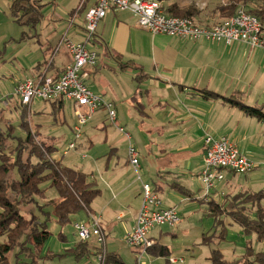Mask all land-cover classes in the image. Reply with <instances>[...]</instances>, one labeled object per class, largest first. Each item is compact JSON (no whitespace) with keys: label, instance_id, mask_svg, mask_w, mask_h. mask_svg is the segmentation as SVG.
Returning a JSON list of instances; mask_svg holds the SVG:
<instances>
[{"label":"crops","instance_id":"0c3cea01","mask_svg":"<svg viewBox=\"0 0 264 264\" xmlns=\"http://www.w3.org/2000/svg\"><path fill=\"white\" fill-rule=\"evenodd\" d=\"M85 1H87L85 12L97 2L81 0L80 5ZM225 2L226 0H212L193 5L201 12L199 18L210 23L218 21L214 11ZM80 5L77 9H80ZM209 7L213 8L207 9ZM85 12L77 11L74 15L70 14L71 22L62 38L65 35L69 36L73 30L71 38L76 42L84 41ZM54 35L58 36L56 32ZM144 39L149 48L145 49L146 55L142 57L141 46ZM50 40L51 35L47 37L49 52H44L41 62L33 63L25 79L44 73L58 78L71 62L70 54L60 44L61 40L58 42L59 45L58 43L54 45ZM30 42L32 43V40L26 44ZM89 46L99 52L100 59L95 66L85 70L87 86L105 102L113 104L117 112V126L130 127L134 132L143 130L152 134L146 139L148 144L142 157L149 164L148 170L155 183L152 187L160 197L165 196V199L161 197L164 208H178V204L196 200L198 197L201 198L200 201L203 200L199 176L204 167L206 155L204 138L207 134L215 138L228 137L253 160L251 156L255 149V141L258 139V133L264 135V125L258 126L261 122L246 116L223 98L237 96L242 97L249 105L264 104V48L253 49L241 43L228 46L209 41L192 42L166 35H153L142 28L137 18L128 11H111L98 24ZM45 62H49L50 68L42 67ZM128 64H134L136 68L123 69ZM109 71L118 75L115 86L107 82ZM128 71L134 76L129 82L132 89L125 92L122 89L124 83L119 77ZM204 90L215 92L221 97L206 99L202 92ZM66 102L69 101H64L60 112H64ZM69 104L75 110L74 104L72 102ZM104 128L105 125L102 126V129ZM154 135L157 137L154 138ZM46 137L52 146L55 138ZM92 144L89 142V146ZM113 151L111 155H115ZM227 173L231 172H225V180L217 185L210 201H217L219 198L217 202L222 203L224 197L228 195L227 191L237 188L238 181L235 178L226 182ZM231 175L235 177L237 174ZM113 176L110 186L114 200H117L128 193L134 183L122 179L123 174L118 176L114 172ZM178 186L190 191L193 197L183 194ZM133 191L134 196H138L135 205L120 202L114 207L107 203L100 209L98 214L102 215L107 238L115 228L114 220L121 223L125 235L134 228L143 202L142 186L140 190ZM166 199L167 202L164 201ZM92 212L97 213L93 205ZM162 236L163 232L159 228L153 230L151 234L154 242L160 240ZM105 247L108 251L107 243ZM131 249L136 256L134 263L136 264L137 250ZM172 257L183 259L174 255Z\"/></svg>","mask_w":264,"mask_h":264},{"label":"rangeland","instance_id":"374dc122","mask_svg":"<svg viewBox=\"0 0 264 264\" xmlns=\"http://www.w3.org/2000/svg\"><path fill=\"white\" fill-rule=\"evenodd\" d=\"M12 1L0 0V126L4 130L8 123L17 127L21 123V101L19 97L14 95L16 85L29 75L33 63L41 62L44 52H49L47 37L51 35L50 42L54 45L61 40L71 22V12L77 9L81 2V0H44L47 3L44 11L45 19L38 25L36 31L31 32L32 35L39 34L40 37H37L38 39L34 38L32 43L26 44V42L20 41L21 35L23 32H30L31 30L27 27H20L13 21L10 15V2ZM173 1L186 6L197 2L200 4L206 3L212 0ZM212 8L209 7L207 9ZM54 32L58 36H53ZM72 32L73 30L68 34L70 37ZM36 40H40V42H36ZM141 47L142 57H145V49L149 48L145 39ZM29 51H31V54H29ZM140 61L145 60L140 59ZM42 67L44 69L50 68L49 62L43 63ZM44 71L47 72V70ZM133 76L134 74L128 71L122 73L119 77L124 83L122 89L125 92L132 89L129 86V82ZM117 81L118 75L112 71L107 72V82L109 84L115 86ZM65 104L64 112H55L52 110V106L44 101H35L32 111L30 108L23 107L28 112V122L36 142L39 145L47 146L49 145V141L46 136L54 137L55 139L51 144L55 147L53 158L62 160L65 165L71 168L87 173L96 182L97 187L102 193L92 204L93 209L97 212L94 214L100 213L102 206L107 205V203L112 204L111 206L114 207L120 202L135 205L138 196H134L133 193L135 191L133 190H140L142 183L155 185L148 170L149 164L142 157L148 144V140L146 139L152 134L146 133L143 130L134 132L131 131L130 127L125 128L132 135L133 144L140 153L141 168L137 172L129 163L126 137L109 123L105 109L101 108L93 115L87 126L83 129L82 139L76 142L77 148L72 150L68 155H64L65 151L68 150L69 142H73L75 139L73 131L75 125L78 123L72 106L69 102ZM40 112L46 114L41 115ZM103 124L106 126L104 129H102ZM260 125H264V123H258V126ZM258 126L257 128H259ZM21 134V131L18 129L16 135ZM257 136L258 139L255 141L256 145L251 157H253V161L255 160L258 165L247 175L239 174L233 177L231 173H227L226 182L234 178L238 181L237 188L233 190L229 189L227 191L228 195L264 192V135L258 133ZM156 137L154 135V138ZM89 142L93 144L89 146ZM112 151L115 155H111ZM114 172L118 176H122L123 174L122 179L129 180V183H134L130 187L131 189L128 190V193H125L117 200H114V193L111 189L112 186H110L114 179ZM138 174L141 175L142 181H138ZM46 196V199L37 198L40 205L58 199V195L54 189L47 190ZM161 197L165 199L164 195H161ZM200 199L198 197L196 200L178 204L177 209L180 215V222L177 226L174 228L169 226L159 227L163 232V236L160 240H157L161 244L167 245L174 256L183 257L184 262L178 264H211L209 258L213 250H220L226 260L235 261L246 254L250 241L256 252H264V240H259L256 235H246L242 227L228 214H224L221 217L223 223L216 228V220L210 216L208 205L206 202L200 201ZM164 201L167 202V199ZM261 206L264 208V198L261 200ZM44 210L51 212L52 206H47ZM21 211L26 217H30L31 214H37L44 220L47 216L40 212L37 205L23 207ZM87 219L88 215L83 211L73 215L71 222L62 227L57 223L55 217L50 216L48 230L51 232V235L43 245L42 254L43 256L53 254L54 258L48 261L42 260V262H45V264H86L87 260L77 261L75 257L67 254V251L75 248L80 242L74 224L86 221ZM114 221L116 222L114 230L109 233L108 238L106 235L108 252L119 254L126 264H134L136 256L125 243L124 229L121 227L122 225H120L119 221ZM223 233L225 239H220L219 237ZM212 235H215L211 240L212 242L208 245H199L202 243L204 236ZM1 241L4 242V239H1ZM90 242H94L98 246L95 240H91ZM93 260L94 256L90 261ZM33 261L32 258L23 255L20 257L19 264H33ZM11 264L16 263L11 261ZM143 264H166V258L146 255Z\"/></svg>","mask_w":264,"mask_h":264},{"label":"trees","instance_id":"16d2710c","mask_svg":"<svg viewBox=\"0 0 264 264\" xmlns=\"http://www.w3.org/2000/svg\"><path fill=\"white\" fill-rule=\"evenodd\" d=\"M87 1L80 5L77 11L85 12ZM44 0H13L10 5V15L13 21L20 27H27L31 31L23 32L20 41L27 42L39 35H32L39 24L45 19ZM244 7L248 13L256 16L264 26V0H226L225 4L218 6L214 13L217 22H223ZM87 11V10H86ZM86 13V12H85ZM166 13L171 16L188 17L196 20L199 25L210 23L199 18L201 12L195 5L181 6L178 2L166 3ZM136 68L134 64H128L123 69ZM140 80V77H138ZM206 99H218L221 96L215 92L202 91ZM201 92V93H202ZM223 100L237 107L246 116L255 118L264 123V104L249 105L242 97L223 98ZM56 112L61 111L63 100L45 101ZM28 112L21 105V123L17 127L11 123L6 124L5 130L0 126V264H11L14 261L19 264L21 256L32 258L33 264H45L54 258L53 254L43 256V245L50 237L48 220L55 217L57 223L64 227L71 222V217L85 211L87 215L92 212V204L101 195V190L95 181L83 171L71 168L62 160L53 158L55 147L39 145L31 130ZM21 135H16L17 130ZM54 189L58 199L44 205L38 203V199H46V192ZM179 191L188 197H193L190 191L178 186ZM156 191V190H155ZM264 192L240 193L226 195L222 203L215 200L206 202L210 216L214 217L216 228L222 225L221 217L228 214L237 222L246 235H256L259 240H264V208L261 200ZM37 205L42 214L47 215L43 220L37 214L26 217L22 214V208ZM52 206L51 212L44 209ZM49 217V218H48ZM212 236H204L199 245H208L212 242ZM220 239H225L224 233ZM4 239V242L1 241ZM103 249L90 241H80L75 248L67 251V254L75 257L77 261L87 260L91 264V258ZM152 257L166 258V264L170 263L172 252L167 245L158 240L150 250ZM211 264H264V252H256L252 242L247 246L246 254L235 261H228L220 250H213L209 258ZM105 264H126L121 256L105 251Z\"/></svg>","mask_w":264,"mask_h":264},{"label":"built area","instance_id":"2783aa9c","mask_svg":"<svg viewBox=\"0 0 264 264\" xmlns=\"http://www.w3.org/2000/svg\"><path fill=\"white\" fill-rule=\"evenodd\" d=\"M167 0H97L85 13V39L75 42L65 35L61 45L71 56V62L58 78L46 73L26 78L14 89L23 107L32 108L35 101L63 100L74 104V114L78 121L74 127V141L68 146L64 155L77 148L76 142L82 139L83 129L101 108H105L110 124L117 126V112L112 103L94 93L86 84V69L93 67L100 59L96 50L89 48L98 24L111 11H128L138 20V24L153 35H166L182 38L192 42L209 41L232 46L236 43L249 47L264 48V26L261 21L242 7L237 13L223 22H210V25H199L188 17L171 16L166 13ZM128 141V158L132 167L141 168L140 153L133 144L131 134L124 127L117 126ZM206 155L204 167L199 176L202 185V199L210 202L217 185L225 180V172L247 175L258 164L246 156L239 146L228 137L215 138L207 134L204 138ZM85 157V156H83ZM138 180L142 181L138 174ZM143 202L140 207L134 228L125 235V243L137 250V263L143 264L146 255L155 242L151 237L153 230L162 226L174 228L180 222L176 207L164 208L163 200L151 184L142 183ZM74 227L80 241L95 240L103 252L94 256L91 264H105L106 232L101 214H88L86 221L76 222ZM181 258L170 257L171 264L183 263Z\"/></svg>","mask_w":264,"mask_h":264}]
</instances>
